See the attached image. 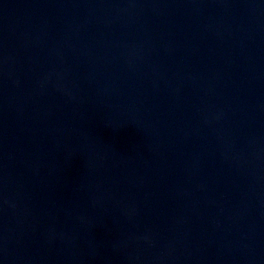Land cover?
Returning <instances> with one entry per match:
<instances>
[{"label": "water", "instance_id": "1", "mask_svg": "<svg viewBox=\"0 0 264 264\" xmlns=\"http://www.w3.org/2000/svg\"><path fill=\"white\" fill-rule=\"evenodd\" d=\"M0 264H264V0H0Z\"/></svg>", "mask_w": 264, "mask_h": 264}]
</instances>
